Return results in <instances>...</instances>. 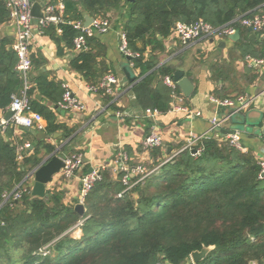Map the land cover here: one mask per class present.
I'll list each match as a JSON object with an SVG mask.
<instances>
[{
	"label": "trees",
	"instance_id": "16d2710c",
	"mask_svg": "<svg viewBox=\"0 0 264 264\" xmlns=\"http://www.w3.org/2000/svg\"><path fill=\"white\" fill-rule=\"evenodd\" d=\"M64 3L66 23L41 28L42 34L63 55L65 49L75 51L74 40L81 34L72 23L85 21L86 16L110 21L116 17L133 55L128 63L138 72L133 88L135 104L144 113L158 110L167 114L174 106L175 93L189 100L179 87L172 90L164 82L166 77L173 79L180 69L178 58L160 61L167 52L164 41L174 35L177 23L192 25L203 21L215 29L236 28L241 38L234 42V49L239 59L246 62L243 78L251 85L259 77L252 61L264 62V31L253 40L240 22L264 15V0ZM10 22L6 1L0 0V27ZM85 47L74 52L70 67L90 87L98 88L109 110L120 111L115 101L116 90L113 96L100 89L106 77L115 78L107 47L98 35L86 37ZM32 62L35 75L30 77V106L44 117L47 135L62 133L63 138L71 139L77 128L58 122L60 104L68 89L62 81L50 79L39 70V65L44 64L40 57L32 55ZM17 64L13 41L0 38V111L8 112L12 96L23 90ZM234 73L232 63L212 65V80L222 82L214 90V98L223 101L244 95L231 82ZM244 115L245 112L239 114ZM15 131L21 136L16 137ZM38 134L10 127L0 139V264H186L192 253L205 247L212 250L199 264H264V178L255 152H241L214 136L202 139L193 150L181 151L171 162L163 164L162 148L157 147L151 151L153 163L148 169L159 168L128 191L123 192L120 178L112 179V170H101L102 179L86 196L85 214L80 218L75 208L63 201L64 192L57 189L48 190L47 197L41 199L33 197L29 188L21 201L3 203L5 193L28 185L26 177L42 164V147L47 155L57 150L45 139L39 140ZM25 143L34 148L24 152L19 161L18 154ZM193 151L200 154L194 155ZM131 181L135 183L138 178ZM78 230L80 239L74 237Z\"/></svg>",
	"mask_w": 264,
	"mask_h": 264
},
{
	"label": "crops",
	"instance_id": "0c3cea01",
	"mask_svg": "<svg viewBox=\"0 0 264 264\" xmlns=\"http://www.w3.org/2000/svg\"><path fill=\"white\" fill-rule=\"evenodd\" d=\"M116 19L115 17L112 20V28L109 33L97 35L107 47L108 62L113 66L114 76L117 79L115 88L117 100L115 99V101L121 109L117 112L109 110L104 104V96L99 92L95 93L89 90L90 86L80 73L70 67V60L76 51L65 49L64 54L59 55V48L56 44L49 37L43 35L40 29L36 28L35 30L31 47L33 55L44 60V64L39 65V70L47 73L50 79L62 81L73 97L85 105V110L79 113L62 112L63 110L58 112L59 123L78 130L71 139L63 137L45 139L47 144H51L59 150L64 146L62 148L64 150L59 156L69 150H81L84 160H86L84 161L85 165L71 180H65L62 173L54 177L52 183L47 187L48 190H62L65 194L63 200L65 204L75 208L79 204L78 199L82 188L81 178L91 169L108 168L114 164V160L120 152L127 153L131 167L137 168L142 165L148 168L153 161L151 151L145 149L143 141L152 132L154 126L162 137L161 148L164 159L176 154L191 135L223 138L233 130H239L243 135L247 149L255 152L257 156L259 155L262 150V139H260L262 129L256 126L260 122V117L250 119L248 114L253 109L260 113L263 112L264 64L256 65L259 77L255 83L249 85L243 78L246 62L239 59L234 49L235 43L232 40L215 37L208 41L198 40L186 46L177 36L173 35L164 41L167 52L161 55L160 61L164 63L174 57L178 58L176 63L181 65L180 69L184 70L185 76L195 84V92L188 101L175 100L173 102L174 106L182 105L187 111H173L172 107L167 114H161L154 120L148 119L145 117L144 111L135 104L133 88L137 82L138 72L130 67L128 58L120 52L122 27ZM16 34L17 29L12 23L0 27V38L11 39L13 45L16 41ZM215 62L233 64L235 73L231 77V82H234L237 89L244 91V95L241 97L253 102L244 117L239 115L233 117L231 121L223 125L221 131L212 134L210 120L214 116L224 118L232 113L231 109L220 108L213 101L214 90L222 84L221 81L212 80L211 67ZM32 75H35L34 71ZM131 80L133 81L130 82ZM8 112L0 111V120L6 119ZM196 113H200V116H195ZM236 124L249 129L253 128V130L244 133L240 128H235ZM15 136L20 137L21 133L15 131ZM47 156L46 150L42 147L40 158L45 159ZM112 179L116 181L117 178L112 175ZM28 182L32 186L34 185L32 181L28 180ZM74 235L76 239H80L81 231H76Z\"/></svg>",
	"mask_w": 264,
	"mask_h": 264
},
{
	"label": "built area",
	"instance_id": "2783aa9c",
	"mask_svg": "<svg viewBox=\"0 0 264 264\" xmlns=\"http://www.w3.org/2000/svg\"><path fill=\"white\" fill-rule=\"evenodd\" d=\"M6 7L10 10L11 14V22L15 29H17L16 41L13 45V49H15L18 55V64L17 70L19 75H21L23 80V90L18 95H13L10 109L11 117L10 119L2 118L0 120V139L6 135L7 130L10 127H14L16 129L28 128L30 130H34L43 133L46 128V121L44 117L35 112L30 106L31 97L29 91L32 89V84L30 83V77L33 72V62L32 55L33 49L32 42L35 35V30L41 28H47L50 26H59L60 24H65L66 21L64 19L65 15V0H5ZM40 4L44 13L43 18L35 19L33 17V6L35 4ZM240 24L247 29H252V33L258 35L264 31V15H255L253 17H249L248 19H242ZM73 28L79 30L81 34L77 36L74 40L75 51H83L85 47L86 37L96 36L97 34H106L111 31V21L109 19H96L93 23L86 27L85 21H77L71 24ZM237 31L236 28L230 26L222 29H215L212 26L204 23L203 21L196 22L192 25H186L182 23L175 24L174 35L177 36L183 45H190L192 42L198 40H212L215 37H219L222 39H229L231 35H234ZM58 32L61 33L62 30L58 28ZM120 52L126 58H133L129 47L127 46L126 34L125 32H121L120 34ZM255 65L264 64L262 61H252ZM165 84H167L172 90H175L178 86L177 83L173 81V79L166 77L164 80ZM114 86H117V79L108 76L106 77L102 83L100 84V89L104 90L109 95L114 94ZM89 90L98 93V88L89 87ZM115 99L117 100L116 96ZM174 101L177 100L179 102L183 101V98L178 96L176 93L173 96ZM213 101L216 102L217 106L220 108H229L232 110L231 115L228 117L220 118L219 116H214L210 121L211 132H218L223 125L227 124V122L231 121L233 117L239 115L241 112H246L249 110L252 102L249 101L245 97H238L237 99L232 100H218L213 98ZM61 110L65 112H75L79 113L85 110V105L73 95L67 91L63 96V101L60 104ZM187 111L182 105L173 106V111ZM264 113V107H263ZM161 115L158 110H147L145 112V117L148 119H156ZM195 116H200V113H196ZM209 138L207 135H191L185 143V146L176 152V154L167 157L164 160V163L171 162L178 153L184 151L186 149L193 150L195 146L202 141V139ZM231 147L236 148L241 152H248L247 147L244 144L243 135L239 130H233L231 133L225 135L223 137ZM260 139H262V150L260 151L258 158L259 164L261 166V177L264 178V124L261 131ZM145 149L148 151H152L157 149V147H161L163 145L161 135L156 131V126L153 127L152 132L144 139ZM32 145L25 143L20 148L18 154V160L22 161L23 153L31 150ZM200 151H196L194 155H199ZM63 162L65 163L64 168L61 173L65 180L73 179L78 172L84 167V156L82 153L75 154H66L63 153L61 155ZM155 170L150 171L145 166H138L137 168H133L130 166V161L127 153L120 152L116 159L114 160V164L109 166L108 168H104L103 170L110 169L112 170L113 175L118 180L123 183L125 189L123 192L132 189L134 186L138 184L146 176L156 172ZM36 171V170H35ZM34 171V172H35ZM30 173L28 176L33 175ZM122 175L121 177H119ZM27 176V177H28ZM26 177V178H27ZM133 178H138V181L132 183ZM102 179L101 170H93L92 172H88L81 178L82 188L79 195V204L83 203L86 196L94 189L97 183ZM32 181V179H26L28 185H20L15 191L12 193H5L3 195V203L12 201L19 202L22 200L23 195L29 192V188L31 189L33 186L28 182ZM121 192L119 196L122 195ZM83 224V221L81 222ZM80 224V226H81ZM159 264H166L159 262Z\"/></svg>",
	"mask_w": 264,
	"mask_h": 264
},
{
	"label": "water",
	"instance_id": "95a60500",
	"mask_svg": "<svg viewBox=\"0 0 264 264\" xmlns=\"http://www.w3.org/2000/svg\"><path fill=\"white\" fill-rule=\"evenodd\" d=\"M33 17L35 19H40L43 18L44 13L42 10L41 5L35 4L33 6ZM94 19L91 18L90 16H86L85 17V26L88 27L93 23ZM249 33H251L250 38L255 40L256 39V34L252 33V29L249 30ZM240 36L241 33L239 30H237L235 32L234 35H231V37L229 38V40L233 41V42H237L240 40ZM133 80H131L130 82H132ZM173 81L175 83H177V86L180 88L182 94L187 98L190 99L192 98V96L194 95L195 92V84L192 83L186 76H185V72L183 69H179L177 72H175L174 77H173ZM116 88V86H114V89ZM39 100L41 99V97L38 98ZM62 111L61 109H59V112ZM65 112V111H62ZM11 111H9L7 113L6 119H10L11 117ZM260 122L259 124H257L256 127H258L259 129L263 128V124H264V113L261 112L260 113V118H259ZM246 123V121H245ZM23 130L25 131H30V129L28 128H23ZM221 131V129L219 130ZM63 136H61V134H56L53 136L54 139L57 138H62ZM38 139H50V136L47 135L46 133H41L38 136ZM64 147V146H63ZM62 147V148H63ZM33 146L31 147V150H33ZM62 148L57 149L54 153L48 155L45 159H43L41 166L33 173V175L28 176L26 179H32V182L34 183L33 188H32V192L31 195L33 197H37V198H46L48 195V189L47 187L52 183L54 177H56L57 175H59L62 171V169L65 166V163L63 162L61 156H59V154H61L62 152ZM196 151H193V154H195ZM86 161V160H84ZM93 169H91L89 172H92ZM75 212L81 217L84 216L85 214V205L83 203L78 204L75 206ZM212 250V248H203L201 251L198 252H194L190 255V258L187 259L186 264H199L200 262H202L203 260H205L207 258L208 253ZM170 264V263H167Z\"/></svg>",
	"mask_w": 264,
	"mask_h": 264
},
{
	"label": "rangeland",
	"instance_id": "374dc122",
	"mask_svg": "<svg viewBox=\"0 0 264 264\" xmlns=\"http://www.w3.org/2000/svg\"><path fill=\"white\" fill-rule=\"evenodd\" d=\"M111 23H112V20H111ZM249 118L251 119L252 117H257V118H259L260 117V112L258 111V110H252V111H250L249 112ZM238 124V123H237ZM235 125V128H240L241 130H242V132H246V133H248V132H252V130H253V128H246V127H244V126H240V124L239 125Z\"/></svg>",
	"mask_w": 264,
	"mask_h": 264
}]
</instances>
